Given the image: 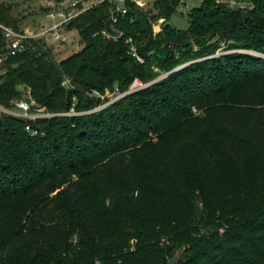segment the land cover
Wrapping results in <instances>:
<instances>
[{
    "label": "trees",
    "instance_id": "obj_1",
    "mask_svg": "<svg viewBox=\"0 0 264 264\" xmlns=\"http://www.w3.org/2000/svg\"><path fill=\"white\" fill-rule=\"evenodd\" d=\"M229 1L191 7L183 32L169 23L181 0L129 4L118 41L95 36L112 32L103 3L67 26L78 53L57 62L33 40L6 62L0 105L30 89L54 116L0 113V264H171L179 250L184 264H264V59L211 58L222 47L264 54V0ZM11 11L0 3V26L19 32ZM9 45L0 27V53ZM191 61L103 112L62 115L75 97L91 109L89 92H125Z\"/></svg>",
    "mask_w": 264,
    "mask_h": 264
},
{
    "label": "rangeland",
    "instance_id": "obj_2",
    "mask_svg": "<svg viewBox=\"0 0 264 264\" xmlns=\"http://www.w3.org/2000/svg\"><path fill=\"white\" fill-rule=\"evenodd\" d=\"M70 0H63V1H56V0H0V3L12 6V16L15 20H17V27L16 29L19 30V32H22V26L23 24H28V26L31 28L30 32L32 34H38L41 32V29L43 26L46 27H52L56 24H59L62 22V18L57 16L55 19L47 17V14L54 12L58 10L59 6H62L63 4H66V7L68 6ZM49 2H52L54 7L49 8ZM202 0H190L188 1V5L191 7H198L201 4ZM229 6L231 8L235 9H246V8H252V4L249 1L245 0H230L228 2ZM152 7V5H151ZM151 7L149 9H151ZM153 15V13H151ZM169 23L176 28L178 31H186L190 27V18H189V11L184 9V7L181 5L175 12V14L172 16ZM162 24L163 21L160 20L158 22L153 23V30L155 33H159L162 30ZM59 32L62 34V36L66 39L65 42L60 41H54L52 37L46 38L43 42L47 46V48L52 52V55L54 56V59L57 62H61L62 60H65L66 58L70 57L71 55L78 53L82 50L83 44L81 42L79 33L74 29H68L67 26L62 27ZM24 33V32H22ZM195 50H197L196 47H194ZM173 55L176 56V58L180 57V53L173 49L172 51ZM158 58H167L165 53H161L160 51L154 52ZM232 53H242V54H249L252 55L255 58H262L264 59V54L258 53V52H251L243 49H233V50H225L223 47L216 50L215 54L211 56V58H218L222 57L226 54H232ZM195 62H188V63H181L179 66L175 67L171 71H165L162 69L157 70L158 77L149 82V83H143L139 79H135L133 83L130 85V87L125 92L119 91L117 88L114 90H106L105 92H99V91H93L89 92L85 95L87 98H91L95 104L93 108H89L86 110L79 111L77 107L80 105V101L77 97L73 99V106L71 111L68 114H62L66 115L68 117H85L89 115H93L95 113L103 112L109 107H111L113 104L118 103L122 101L124 98L130 96L133 93H137L139 91H142L146 88L151 87L155 83L161 82L164 79H166L170 74L181 71L185 69L186 67L190 66ZM6 69L2 68L0 72H5ZM191 75H185L181 77L179 80L184 83L189 84V79ZM219 78V77H218ZM138 81L140 84H142V87H135L133 88V84ZM65 85H69V80L65 81ZM82 104V101H81ZM86 105V103H84ZM88 105V104H87ZM44 112L48 114L45 109L43 108ZM193 116H204L203 112L198 110V107H192V110L190 112ZM44 115V113H43ZM182 120V119H181ZM222 168L220 167V170ZM183 251L179 250L174 260L171 262V264H175L178 261L182 260L185 262V257L182 255Z\"/></svg>",
    "mask_w": 264,
    "mask_h": 264
},
{
    "label": "built area",
    "instance_id": "obj_3",
    "mask_svg": "<svg viewBox=\"0 0 264 264\" xmlns=\"http://www.w3.org/2000/svg\"><path fill=\"white\" fill-rule=\"evenodd\" d=\"M189 0H181V5L187 11L192 8L188 5ZM151 0H70L68 6L63 4L59 6L58 10L47 14V17L55 19L57 16L62 18V22L56 24L50 28H44L38 34H29L15 31L13 28L0 26L4 31L6 38L9 40L10 45L6 52L0 53V69L6 64V62L12 57L26 49V44L30 41H44L48 37H52L54 41L65 42L66 39L62 36L59 30L68 26L70 23L75 21L79 16H81L86 11L96 8L103 3L108 4L109 7V24L112 32L103 29L97 35H101L103 38L113 41H118L123 37V33L119 31L116 25L120 22L121 18H124L129 12V4H134L138 8L145 9L148 7ZM55 4L49 2V8L54 7ZM56 6V5H55ZM125 43L128 45V54L135 58L139 63H144V59L140 56L138 46L132 38H128ZM143 85L136 81L133 84V88H139ZM25 92V97L14 102V108L7 109L0 105V113H6L15 117L36 120L40 118H50L54 115L46 114L43 108L40 107L31 97V90L27 89ZM44 113V115H43ZM27 131L31 133L32 136L38 134L37 131L33 130L30 125L26 127Z\"/></svg>",
    "mask_w": 264,
    "mask_h": 264
},
{
    "label": "crops",
    "instance_id": "obj_4",
    "mask_svg": "<svg viewBox=\"0 0 264 264\" xmlns=\"http://www.w3.org/2000/svg\"><path fill=\"white\" fill-rule=\"evenodd\" d=\"M23 28H22V32H24V33H29V34H32L31 32H30V27L28 26V24H23V26H22ZM46 26H43V28L42 29H44ZM46 28H49V27H46ZM41 29V30H42Z\"/></svg>",
    "mask_w": 264,
    "mask_h": 264
},
{
    "label": "water",
    "instance_id": "obj_5",
    "mask_svg": "<svg viewBox=\"0 0 264 264\" xmlns=\"http://www.w3.org/2000/svg\"><path fill=\"white\" fill-rule=\"evenodd\" d=\"M175 264H184V262L182 260L178 261L177 263Z\"/></svg>",
    "mask_w": 264,
    "mask_h": 264
}]
</instances>
